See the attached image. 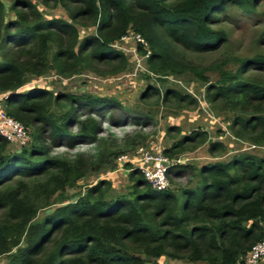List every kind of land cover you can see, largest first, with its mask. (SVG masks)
Returning <instances> with one entry per match:
<instances>
[{
    "label": "trees",
    "instance_id": "16d2710c",
    "mask_svg": "<svg viewBox=\"0 0 264 264\" xmlns=\"http://www.w3.org/2000/svg\"><path fill=\"white\" fill-rule=\"evenodd\" d=\"M61 2L74 6L69 8V21L43 18L32 0H14L10 10L15 18L4 20L0 0V102L31 137L20 150H9V141L0 135V255L7 256L4 264H183L159 263L156 259L161 256L187 264H246L251 247L264 239V155L256 152L264 153V82L245 79L242 70L254 61L264 64V57L240 62L234 73L221 69L216 82L207 85L211 104L237 112L229 129L222 130L232 137L233 148L239 139L249 143L241 142L227 159L199 165L194 185L157 190L132 168V197L109 193L111 182L100 179L76 200L37 219L39 209L68 200L69 195L63 194L66 187L105 167L100 163L98 137L103 126L98 117L120 104L89 93L53 92L28 79L42 77L49 70L70 77L99 70L100 64L111 66L112 74L119 73L126 58L113 44L131 29L144 41L137 47L147 54L148 72L184 88L173 76L191 67L180 60L175 46L198 53L216 51L222 37L212 24L229 4L251 11L253 1ZM75 22H89L95 34L79 37ZM152 93L158 94L159 88L149 86L141 97ZM171 96L198 102L191 93L165 87L162 100ZM52 104L63 107L62 113H54ZM116 117L109 122L119 125L129 115ZM206 138L205 130H192L163 152L170 157ZM95 142L96 152L78 151L71 160L52 155L60 146L73 149ZM224 149L223 142L208 143L211 153ZM125 166L131 168L128 162ZM190 168V164L172 165L169 179Z\"/></svg>",
    "mask_w": 264,
    "mask_h": 264
},
{
    "label": "rangeland",
    "instance_id": "374dc122",
    "mask_svg": "<svg viewBox=\"0 0 264 264\" xmlns=\"http://www.w3.org/2000/svg\"><path fill=\"white\" fill-rule=\"evenodd\" d=\"M2 1L4 20L14 19V13L10 10L14 0ZM252 1L251 11L244 10L235 4H229L228 8L218 16L219 20L212 24V27L222 37V42L216 51L198 53L186 50L180 45L175 46L180 60L191 67L180 75L173 76L181 81L185 89L168 79L158 80L156 76L148 72L145 54L138 51V42L131 29L126 32L125 38L115 42L114 47L122 51L126 58V66L119 73L112 74L111 66L100 64L99 70L84 71L70 77L60 76L54 70H49L42 77H29L31 84L45 86L53 92L89 93L114 98L120 104V107L115 106L114 109L98 117L103 126V131L98 137L101 143L100 153L103 155L100 163L105 167L98 172L87 173L75 186L66 187L63 194L69 195L68 200L39 209L36 219L41 218L58 205L76 200L79 194H83L87 187L100 179H108L111 182L109 193H124L132 197L133 181L129 179L131 168H127L125 163H130L128 159L135 156L136 147L141 143L152 144L164 150L165 147L179 140L183 134L196 129L206 131V141L189 143L183 150L170 156L179 160V164L191 165L187 172L174 178L170 177L171 188L174 189L194 185L198 180L199 165L209 161L227 159L235 153L234 149L239 148L241 142L249 143L247 140L239 139L233 148L232 137L230 138L228 134L225 136L222 130L229 129L237 112L219 107L217 103L211 104L206 96V87L209 83L216 82L221 69L226 73H234L240 62L264 57V0ZM32 2L43 18H63L67 21L70 20L69 8L74 7L71 4L65 7L61 0H32ZM75 25L79 37L95 34V26L89 22H75ZM134 51L138 54L139 61L135 60L137 58ZM137 63L141 66L137 67ZM242 71L245 79L264 82V64L254 61ZM149 86L158 87L159 93L141 97L142 92ZM165 87L174 88L181 94H188L190 93L188 90L193 89L203 101V105L201 106L197 101L189 102V99L182 101L174 96L163 101ZM63 109V107L51 105V110L56 114L62 113ZM122 114L129 115L123 123L114 125L109 122L110 117L117 118L116 116ZM171 126L174 128L169 131L168 128ZM214 141L223 142L225 149L211 153L208 150V143ZM97 142L90 145H79L73 149L60 146L52 150V155L71 160L78 151L96 152ZM8 148L9 150H20L21 146L9 143ZM256 152L264 155L263 152ZM122 155H127V159L120 158ZM6 260V255H0V264H4ZM156 261L187 264L180 260H168L164 256L158 257Z\"/></svg>",
    "mask_w": 264,
    "mask_h": 264
},
{
    "label": "built area",
    "instance_id": "2783aa9c",
    "mask_svg": "<svg viewBox=\"0 0 264 264\" xmlns=\"http://www.w3.org/2000/svg\"><path fill=\"white\" fill-rule=\"evenodd\" d=\"M125 37L126 34L121 37V39ZM134 37H136L137 42L144 43L143 39L138 34L134 33ZM113 46H115V43L113 44ZM133 53L137 58L135 60L139 61L136 51H134ZM146 56L147 54L145 55V57ZM140 66L141 65L137 63V67ZM188 91L197 98L198 102L202 106L203 101L199 98V95L195 94L193 89H189ZM0 135L5 137L9 141V143L19 146L26 145L31 139L29 132L23 126V124L5 113L2 108L1 102ZM251 147H256V145L253 144L251 145ZM120 158L127 159V155H122L120 156ZM128 160H130L131 169H138L142 173L144 179L157 190H164L171 187L170 179L168 176L169 168L172 165L179 163V160L167 156L163 152L162 148L160 149L158 146H154L148 143H141L137 145L135 156ZM261 261H264V239L256 242L245 256L246 264H259Z\"/></svg>",
    "mask_w": 264,
    "mask_h": 264
},
{
    "label": "crops",
    "instance_id": "0c3cea01",
    "mask_svg": "<svg viewBox=\"0 0 264 264\" xmlns=\"http://www.w3.org/2000/svg\"><path fill=\"white\" fill-rule=\"evenodd\" d=\"M1 96V95H0ZM259 264H264V261H261Z\"/></svg>",
    "mask_w": 264,
    "mask_h": 264
}]
</instances>
